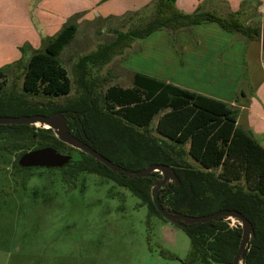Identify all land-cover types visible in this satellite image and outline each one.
Instances as JSON below:
<instances>
[{
    "label": "trees",
    "instance_id": "obj_1",
    "mask_svg": "<svg viewBox=\"0 0 264 264\" xmlns=\"http://www.w3.org/2000/svg\"><path fill=\"white\" fill-rule=\"evenodd\" d=\"M175 1L153 0L148 9L126 12L123 16L130 21L128 29L117 30L109 42L99 44L97 50L81 57L74 66L79 90L72 99H66L72 79L59 58L77 33L76 21H67L55 35L46 39L42 49L31 53L23 66V94L16 90L22 59L0 68V115H10L3 107L4 103H13L11 99L22 109L10 116L64 112L69 131L121 166L122 172L113 171L79 150L81 158H71L64 166L56 168L62 170L63 181L74 180L76 174L83 171L111 179L146 206L148 217L169 221L159 210V204L186 215L238 210L253 226L240 260L243 264H264V148L236 125L234 110L221 100L143 73H134L129 87L108 86L99 102L93 91L96 80L87 79L88 63L102 66L115 55L123 54L134 40L157 30L165 29L174 35L192 26L213 22L246 40L260 37L261 23L250 20L257 14V5L249 6L242 1L239 8L233 10L226 0H202L194 10L185 12ZM10 71L13 80L7 89L5 77ZM60 99L66 100L56 101ZM158 114L154 129L160 136L151 131L153 118ZM44 146L59 152L75 149L60 141L51 128L0 124V152L15 151L17 169L40 168L21 167L17 160L27 150ZM187 155L201 168L191 164ZM149 164L172 166L178 184L173 180L155 193L154 187L161 178L159 171L145 177L123 172L139 170ZM217 168L220 169L218 174L215 173ZM26 180L27 176L24 182ZM183 230L190 240L189 256L183 264L233 263L242 232L238 223L230 225L229 220L217 218L188 224Z\"/></svg>",
    "mask_w": 264,
    "mask_h": 264
},
{
    "label": "rangeland",
    "instance_id": "obj_2",
    "mask_svg": "<svg viewBox=\"0 0 264 264\" xmlns=\"http://www.w3.org/2000/svg\"><path fill=\"white\" fill-rule=\"evenodd\" d=\"M256 22L261 23L259 18ZM129 26L127 16L109 19L96 17L79 24L74 39L59 55L61 64L72 79V88L66 99L74 98L79 90L73 72L79 59L97 50L99 44L109 42L117 30L126 31ZM202 32L212 41L200 48L195 46L202 56L221 53L229 62L233 56L240 57V46L226 48L227 39L220 38V41L214 42L213 39L219 38L213 32ZM181 34L188 36L190 32L182 30L173 35L162 29L154 33L152 38H171L174 45L170 46L165 39L163 42L155 41L153 47L160 53L149 63L160 65L155 60H163L165 65L160 66H167L168 70L177 60L187 64V57L183 56L180 45L174 41ZM225 34L238 36L230 32ZM137 49L134 45L130 51L115 55L102 66L87 64V79L96 80L93 91L98 95L99 102L108 86L132 85L131 77L121 67H126V64L138 67L142 63L140 56L132 55ZM27 57L21 60V67L18 68L20 73L17 74L16 90L19 94L24 93L22 72ZM237 69H234L233 77L229 75L227 78L230 84L237 83ZM187 72H178L176 77L188 84ZM11 73L8 72L5 77L4 86L7 89L13 80ZM215 74L217 80L225 78L223 72L216 71ZM201 83L205 84L204 78ZM242 84H246V81ZM66 99L56 101L62 103ZM11 100L13 103L9 105L4 103L3 111L16 115L22 108L16 100ZM159 116L153 118L151 130L158 136L154 126ZM34 126L44 127L39 123ZM60 152L70 154L72 160L82 156L76 149ZM15 159V151L0 152V264H183L188 258L190 240L183 228L157 216L148 217L146 206L127 188L85 171L77 173L74 180L66 183L62 179V170L17 169ZM187 159L195 167L201 168L189 155ZM219 170L215 169V173L218 174ZM194 264L202 263L197 261Z\"/></svg>",
    "mask_w": 264,
    "mask_h": 264
},
{
    "label": "crops",
    "instance_id": "obj_3",
    "mask_svg": "<svg viewBox=\"0 0 264 264\" xmlns=\"http://www.w3.org/2000/svg\"><path fill=\"white\" fill-rule=\"evenodd\" d=\"M202 0H176L177 7L185 12L195 9ZM233 10H237L242 1L249 6L257 5V14L250 20L262 24L264 17V0H226ZM153 0H0V68L6 64H14L19 59L29 58L34 50H40L49 37L55 35L69 20H75L77 31L82 21H90L96 17L109 19L121 17L126 12L149 8ZM210 23H203L185 29L190 35L181 34L177 37L181 53L187 57V64L179 62L168 70L163 60L149 63L160 51L153 47L157 40L167 41L171 46V38H152L149 36L136 39L124 51H130L136 45L135 54L140 56L142 63L137 67L126 64L121 69L133 80L134 73L172 83L181 88L203 94L223 101L235 112L236 125L251 135L264 148V55L259 39L246 40L241 36H228V33ZM191 29V30H190ZM213 32L219 39H227L225 47L238 45L242 48L239 58L232 57L230 62L221 53L205 54L196 48L206 42H212L202 31ZM184 35V36H183ZM193 35V36H192ZM192 36V37H191ZM197 46V47H195ZM145 61L147 63H145ZM239 68V69H237ZM237 83L230 84L227 78L234 76ZM188 71V84L180 81L176 74ZM216 71L223 72V80H217ZM204 78L205 84L201 83ZM246 78V80H244ZM246 81V84H242ZM198 163V162H196Z\"/></svg>",
    "mask_w": 264,
    "mask_h": 264
},
{
    "label": "water",
    "instance_id": "obj_4",
    "mask_svg": "<svg viewBox=\"0 0 264 264\" xmlns=\"http://www.w3.org/2000/svg\"><path fill=\"white\" fill-rule=\"evenodd\" d=\"M260 41L261 49L264 55V17L261 24ZM37 123L44 127L47 126L48 128H51L60 141L75 149L88 153L96 160L106 164L107 167L111 168L113 171L122 172L121 166L113 163L99 151L95 150L82 139L69 131L64 112H55L54 114L50 115H0V124L31 125ZM70 159V154L59 152L50 146H44L33 148L22 153L19 156L17 163L21 167L60 168L67 164ZM154 171H159L161 173V178L156 183L154 192H156L159 187L164 186L173 180L176 184H178V177L174 168L166 164H149L139 170H124L123 172L136 177H145L149 176ZM158 208L167 220H169L171 223L177 224L181 228L186 227L188 224L203 223L210 220H215L217 218L238 220L242 232L237 251L232 260V264H243L240 260V257H242L245 253L248 240L253 233V226L252 223L238 210L220 209L205 215H186L171 209L164 208L160 204L158 205Z\"/></svg>",
    "mask_w": 264,
    "mask_h": 264
},
{
    "label": "built area",
    "instance_id": "obj_5",
    "mask_svg": "<svg viewBox=\"0 0 264 264\" xmlns=\"http://www.w3.org/2000/svg\"><path fill=\"white\" fill-rule=\"evenodd\" d=\"M226 220H229V219H226ZM231 221H230V225H234L235 223H238L239 224V222H238V220H234V219H230ZM237 221V222H236ZM240 225V224H239Z\"/></svg>",
    "mask_w": 264,
    "mask_h": 264
}]
</instances>
